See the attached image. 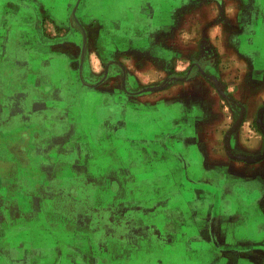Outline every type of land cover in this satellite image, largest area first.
Returning <instances> with one entry per match:
<instances>
[{
	"label": "crops",
	"instance_id": "obj_1",
	"mask_svg": "<svg viewBox=\"0 0 264 264\" xmlns=\"http://www.w3.org/2000/svg\"><path fill=\"white\" fill-rule=\"evenodd\" d=\"M251 58L264 0H0V264H264Z\"/></svg>",
	"mask_w": 264,
	"mask_h": 264
},
{
	"label": "rangeland",
	"instance_id": "obj_2",
	"mask_svg": "<svg viewBox=\"0 0 264 264\" xmlns=\"http://www.w3.org/2000/svg\"><path fill=\"white\" fill-rule=\"evenodd\" d=\"M200 51L203 52V54L207 57L208 59V64H209V68L212 69L210 71L209 78L211 81H215L216 83L220 82V75L219 72L217 70V62H218V56L217 53L215 51L214 48L210 47L206 42L201 43V45L199 46ZM252 61V64L254 66V69L257 70V72L260 75L257 76H252V84L255 85L254 87V91L255 92H259L260 88L264 85V78L261 79L260 76L261 74H263V70H264V62L263 61H259V59H250ZM261 67V68H260ZM262 70H260V69ZM72 77H70L69 79H74L73 75H71ZM256 89V90H255ZM260 97V98H259ZM256 97L255 100L250 101L251 102V113L254 115L255 117V122H254V129L259 133L262 134V136H264V91H262V95ZM245 97H243L244 99ZM247 101H244L242 99H238L237 104H235L236 106V110H238L239 113H244L246 111V104ZM264 151V149H263ZM263 156V155H261Z\"/></svg>",
	"mask_w": 264,
	"mask_h": 264
}]
</instances>
